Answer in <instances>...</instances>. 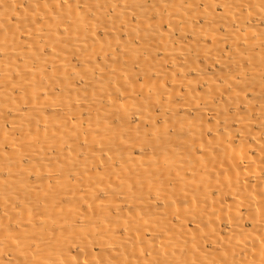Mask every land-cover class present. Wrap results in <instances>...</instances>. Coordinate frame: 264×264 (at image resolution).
Returning a JSON list of instances; mask_svg holds the SVG:
<instances>
[{"label": "bare ground", "instance_id": "1", "mask_svg": "<svg viewBox=\"0 0 264 264\" xmlns=\"http://www.w3.org/2000/svg\"><path fill=\"white\" fill-rule=\"evenodd\" d=\"M0 264H264V0H0Z\"/></svg>", "mask_w": 264, "mask_h": 264}]
</instances>
